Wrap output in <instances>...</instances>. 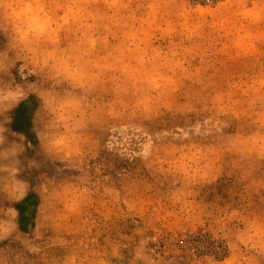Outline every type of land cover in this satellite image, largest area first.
<instances>
[{
  "label": "rangeland",
  "instance_id": "374dc122",
  "mask_svg": "<svg viewBox=\"0 0 264 264\" xmlns=\"http://www.w3.org/2000/svg\"><path fill=\"white\" fill-rule=\"evenodd\" d=\"M125 2L128 8L115 17L118 25L97 19L112 15L102 0L81 20L58 25L61 48H90L99 60L103 84L96 101L105 105L113 98L119 72L109 66L117 57L137 66L155 58L172 78L182 69L192 78L181 82L177 103L139 119H122L119 110L113 111L109 122L92 133L88 154L62 157L47 147L43 100L32 88L36 68L17 50L11 65L0 71V95L7 91L15 101L11 93H22L10 105L0 101V138L4 147L18 149L21 181L15 195L0 190V224L15 226L0 239L4 264H221L231 255L229 243L238 242L234 236L217 237V208L258 210L240 179L246 165L231 154L217 162L215 180L192 181L171 162L193 145L219 144L238 131H251L245 120L222 112L213 97L225 93L239 108L253 77L264 68V57L235 55L233 24L240 20L228 25L218 20L221 0H170L168 7L157 8L150 7L156 0ZM57 15L62 17L63 9ZM86 34L92 38L89 44L83 43ZM8 44L9 37L0 33V49ZM258 47L264 52V41ZM261 177L264 164L256 166V178ZM68 185L86 193L75 213L53 198L54 190ZM178 190L204 207L199 220L179 212L172 202ZM58 216L64 219L57 222ZM239 227L230 225L233 233ZM240 247L255 264H264L259 251Z\"/></svg>",
  "mask_w": 264,
  "mask_h": 264
},
{
  "label": "clouds",
  "instance_id": "9594fccd",
  "mask_svg": "<svg viewBox=\"0 0 264 264\" xmlns=\"http://www.w3.org/2000/svg\"><path fill=\"white\" fill-rule=\"evenodd\" d=\"M100 0H72L61 4L58 0H0V33L9 37L6 49H0V71L13 62V55L22 50L26 58L36 68V81L32 88L43 100L47 119V147L62 157L86 155L93 145L92 133L103 127L111 119L113 111H120L122 119H139L159 112L179 101L178 88L182 81L192 78L187 69H182L177 78H172L161 68L165 65L153 63L146 66L123 63L116 58L110 68L119 72L113 78V98L105 105L96 101V93L103 84L98 69L99 60L93 59L92 50L86 47L64 49L58 42V25L61 20L79 21L94 3ZM105 7L113 10L111 16L102 15L118 25L115 19L121 9L128 8L125 0H102ZM170 0H156L151 8L168 7ZM63 9V16H58ZM218 20L232 24L237 18L231 47L237 57H264L258 42L264 41V0H221L218 5ZM128 39H134L131 35ZM87 34L83 43L89 44ZM119 51V47L116 49ZM226 51V50H225ZM100 59H107L106 57ZM59 89V90H58ZM4 91L0 101L9 105L19 101L22 93ZM245 100L237 108L225 93L213 97L222 112H230L242 119L251 131H238L226 136L219 144L193 145L186 153L171 162L177 172L190 177L192 181L215 180L216 165L225 154H231L246 166L241 172V182L245 184L248 198L257 204V211H240L231 205H220L216 210L217 237L228 239L234 236L238 243H229L231 255L221 264H255L245 256L240 245L257 250L264 255V177L256 178V166L264 164V68L253 77L244 92ZM0 138V190L15 195L21 186L18 179V149L3 146ZM86 193L68 185L53 191V198L65 205L73 213L76 204L82 203ZM172 202L179 205V212L199 220L204 207L191 203L187 194L178 190ZM178 217V221H179ZM63 216L56 217L62 221ZM237 222L240 227L232 232L230 225ZM10 222L0 224V239L6 238L14 229ZM0 264H4L0 260ZM102 264V262H100Z\"/></svg>",
  "mask_w": 264,
  "mask_h": 264
}]
</instances>
